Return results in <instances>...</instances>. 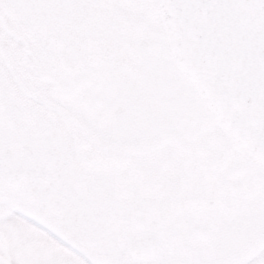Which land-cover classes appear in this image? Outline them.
<instances>
[{
    "label": "flooded vegetation",
    "instance_id": "flooded-vegetation-1",
    "mask_svg": "<svg viewBox=\"0 0 264 264\" xmlns=\"http://www.w3.org/2000/svg\"><path fill=\"white\" fill-rule=\"evenodd\" d=\"M135 1L0 0V185L100 262L203 264L212 235L262 218L264 174L205 135L178 73L125 64V30L146 51L162 35ZM15 158L25 195L5 183Z\"/></svg>",
    "mask_w": 264,
    "mask_h": 264
},
{
    "label": "water",
    "instance_id": "water-1",
    "mask_svg": "<svg viewBox=\"0 0 264 264\" xmlns=\"http://www.w3.org/2000/svg\"><path fill=\"white\" fill-rule=\"evenodd\" d=\"M159 2L180 74L232 147L264 172V0ZM20 176L5 180L22 185Z\"/></svg>",
    "mask_w": 264,
    "mask_h": 264
},
{
    "label": "rangeland",
    "instance_id": "rangeland-1",
    "mask_svg": "<svg viewBox=\"0 0 264 264\" xmlns=\"http://www.w3.org/2000/svg\"><path fill=\"white\" fill-rule=\"evenodd\" d=\"M128 7L132 10L150 7L149 17L158 22L156 0H136ZM136 37L124 31L125 64L130 65L131 60L136 59L142 64L146 59L144 55L148 54L147 58L156 60V71H172L171 59L163 58L168 55V50L161 34L157 38V47L147 49L148 53L146 49L137 47ZM103 65L109 66V69L112 67L108 62ZM212 122V119L206 118L203 123ZM216 132L213 127L205 130V135L216 136ZM261 192L264 194V189L252 186V210L255 209V202H259ZM255 214L256 211L251 212L250 227L241 225L227 232L224 227L222 232L212 235L203 252V264H264V215L259 219V216L253 217ZM77 242H72V239L70 242L61 241L50 218L26 204L18 190L0 185V264H106L98 259L101 256L78 249ZM70 243L77 244L73 248ZM122 259L115 264H135Z\"/></svg>",
    "mask_w": 264,
    "mask_h": 264
}]
</instances>
